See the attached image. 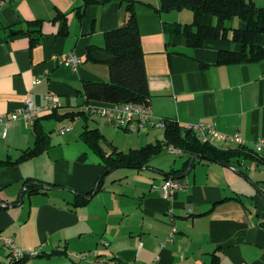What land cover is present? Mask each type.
I'll use <instances>...</instances> for the list:
<instances>
[{
  "label": "crops",
  "instance_id": "crops-1",
  "mask_svg": "<svg viewBox=\"0 0 264 264\" xmlns=\"http://www.w3.org/2000/svg\"><path fill=\"white\" fill-rule=\"evenodd\" d=\"M2 1L0 115L15 112L27 99L41 107L49 94L60 103L55 113L38 115L35 124L9 122L6 138L0 137V247L8 254L7 264L6 237L23 251L43 254L24 264H78L74 260L81 259L69 254L85 252H90L85 264H99L97 257L129 264H264V151L252 153L253 143L264 140V57L254 60L247 49L245 61L218 63L221 52L238 53L240 44L211 39L191 48L181 32L164 30L192 25L191 10L161 12L160 0H132L154 117L182 129L215 123L220 133L240 134L246 149L240 153L234 143L215 141L214 146L237 150L236 155L224 163L194 157V165L184 168L185 155L170 165L159 157L162 152L146 170L123 167L106 173L80 138L86 126L102 134L107 153L137 150L164 138V129L147 127L134 132L137 137L108 143L107 129L114 127L103 117L77 111L86 103L83 82L108 80L103 34L126 21L129 0ZM248 1L264 8V0ZM211 21L216 22L201 19ZM229 22L228 28H244L239 19ZM253 41L264 49V33ZM68 53L80 57L78 70L57 62ZM68 126L69 132L57 133ZM36 127L46 135L42 147L35 145ZM171 169H182L175 177L185 186L165 199L160 187ZM35 182L42 184L40 193H24L25 185ZM77 195L87 201L75 207Z\"/></svg>",
  "mask_w": 264,
  "mask_h": 264
},
{
  "label": "trees",
  "instance_id": "trees-1",
  "mask_svg": "<svg viewBox=\"0 0 264 264\" xmlns=\"http://www.w3.org/2000/svg\"><path fill=\"white\" fill-rule=\"evenodd\" d=\"M86 3H94L95 0H86ZM150 6L149 4H146ZM189 9L193 14L192 25H186L179 29L178 25H168L164 30L171 33H182L186 43L191 48L200 47L205 41L220 40L230 41L240 44L242 50L236 52H221L218 63L233 64L246 60L247 49L251 51V58L259 60L264 57V49L254 45V37L264 33V8L258 7L248 0H160L158 10L161 12H171ZM127 13L126 21L122 26L113 28L103 34L102 51L109 57L105 60L108 71L106 82H83L81 94L86 98L85 102L93 100L102 103H144L149 104L150 94L148 93V80L146 76V66L144 65L142 45L139 33V24L134 10V1L129 0L125 6ZM203 16H208L216 21L210 24L201 22ZM233 19H239L244 24L243 29L228 28L225 24ZM37 23V22H36ZM192 27L194 30H192ZM90 50L88 57H91ZM56 110L53 112L55 113ZM80 115V113H78ZM84 116V114H81ZM164 138L156 144H145L144 147L129 152L117 151L113 148L111 153H107L102 148L105 138L96 128L86 126L80 138L88 148L106 166L104 171L110 173L115 169L123 167H140L148 165V161L164 152L168 146L181 149L186 156L184 168H186L192 156L202 160L228 162L229 158L236 155L237 150H224L219 147L202 143L191 131L182 129L177 122L165 120ZM36 121L34 122V124ZM35 145L42 147L46 143V135L41 128L34 129ZM246 148L239 147L240 153ZM34 152V151H33ZM30 153V152H29ZM251 152L246 150V157H250ZM193 162V161H192ZM194 165H191V167ZM183 169V168H182ZM182 169H171L165 174L167 179H178L176 174ZM166 179V180H167ZM97 188L102 183L99 179ZM42 184H26L24 193L32 195L40 193ZM87 197L77 195L74 198L73 206L85 204ZM57 252L65 253L63 250ZM43 254L37 253L34 257ZM29 257L18 260H10L8 264H24Z\"/></svg>",
  "mask_w": 264,
  "mask_h": 264
},
{
  "label": "built area",
  "instance_id": "built-area-1",
  "mask_svg": "<svg viewBox=\"0 0 264 264\" xmlns=\"http://www.w3.org/2000/svg\"><path fill=\"white\" fill-rule=\"evenodd\" d=\"M4 4L2 0H0V5ZM57 62L61 66H65L71 68L73 70H78V67L81 64V59L79 56L68 53L66 57L57 59ZM45 103L39 107L33 103V100L27 99L24 102V105L16 110L15 112H11L9 114L0 115V127L2 128L0 137L5 139L7 136V125L9 122L17 121L18 119L26 122L28 124H32L35 119L44 112H53L60 107L59 98L54 95H45ZM77 111L80 114L89 115V116H100L103 117L106 122L112 125L114 128L122 130L124 132L134 133L140 132L145 128H155V129H164L166 121L161 118L154 117L152 113V108H150L149 104L144 103H103V104H95V103H83L77 107ZM71 127H64L59 129L57 133L59 135H63L70 131ZM186 130L191 131L193 134L197 136V138L202 141V143H208L210 145H215L216 142L220 143H234L239 147H245V141L242 139L240 134L234 135H226L220 133L215 128V123H205L201 122L196 124H189L186 126ZM253 154L258 156L264 151V140H256L254 143ZM170 155L182 156L183 151L181 149H177L173 146H168L165 148ZM185 183L178 179H167L164 180L160 189L162 191V197L168 198L170 195L175 194V192H180L184 188ZM175 235V230L171 231V236H169V241L172 236ZM3 245L9 251L11 260H18L23 257H34L37 255V252L31 251H23L19 247H17L14 243V240L10 237H6L3 239ZM90 252H85L80 255L76 253H70L69 256L71 258L85 260ZM97 252L94 253L95 256ZM98 258V257H97ZM99 264H129L123 263L119 261H115L113 259L100 258L97 259ZM137 264V262L135 263Z\"/></svg>",
  "mask_w": 264,
  "mask_h": 264
},
{
  "label": "rangeland",
  "instance_id": "rangeland-1",
  "mask_svg": "<svg viewBox=\"0 0 264 264\" xmlns=\"http://www.w3.org/2000/svg\"><path fill=\"white\" fill-rule=\"evenodd\" d=\"M236 20H237V19H236ZM231 24H233V23L230 21V22L227 24V26H231ZM105 122H106V121H105ZM91 123H92V122L90 121V124H91ZM68 127H69V126H68ZM153 131H155V130H153ZM156 131L163 132L162 130H156ZM160 134H161V133H160ZM51 135H56L55 130H54V131H51ZM107 135L110 137V138L107 140L108 143H110L112 140H118V141L124 142L125 140H128L131 136H132V137H137L136 134H133V133H127V132H124V131H121V130H119V129L112 128V127H109V128L107 129ZM162 136H163V135H162ZM162 136H161V138H162ZM126 152H129V151L126 150ZM159 157L161 158V160H162L163 162H164V160H165V162H166V161L171 162L170 165H172V163H173V162H172V159H174V160H178V159H180L179 156H177V155H170V154L167 153V151H164L163 154H161V156H159ZM178 162H179V160H178ZM170 165H169V166H170ZM169 166H167V167H169ZM167 167H166V168H167ZM262 186L264 187V184H262ZM7 256H8V254H7L6 250L0 247V264H7ZM67 260H68V262H70V259L67 258ZM74 261L77 262L78 264H85V262H83L82 260H81V261L74 260ZM72 264H74V263H72ZM75 264H76V263H75Z\"/></svg>",
  "mask_w": 264,
  "mask_h": 264
},
{
  "label": "water",
  "instance_id": "water-1",
  "mask_svg": "<svg viewBox=\"0 0 264 264\" xmlns=\"http://www.w3.org/2000/svg\"><path fill=\"white\" fill-rule=\"evenodd\" d=\"M195 156H192V159H191V164L193 163L192 162V160H193V158H194ZM136 169H144V170H146V168H147V166L145 167V166H140V167H135ZM85 198H86V196H84Z\"/></svg>",
  "mask_w": 264,
  "mask_h": 264
}]
</instances>
